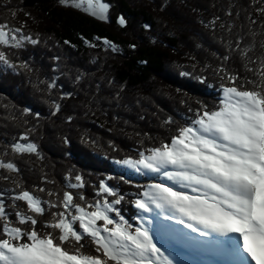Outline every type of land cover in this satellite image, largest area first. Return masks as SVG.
I'll list each match as a JSON object with an SVG mask.
<instances>
[{
  "label": "trees",
  "instance_id": "16d2710c",
  "mask_svg": "<svg viewBox=\"0 0 264 264\" xmlns=\"http://www.w3.org/2000/svg\"><path fill=\"white\" fill-rule=\"evenodd\" d=\"M106 2L110 16L103 22L58 0H0V22L16 27L26 22L24 31L40 41L26 43L22 49L0 48L16 65L9 68L0 64V158L16 162L21 170L19 175L0 170V177L8 175L42 200L54 202L57 195L49 197L48 191L60 197L64 191L82 192L88 203L101 200L97 190L104 181L124 195L117 207L136 227L140 213L133 206L134 200L156 178L137 173L122 161L137 159L140 152L170 141L199 112L217 109L222 87L229 85L216 71L221 66L241 77L253 76L244 67L246 58L238 51H229L228 45L243 35L242 47L255 40L249 55L264 56L260 47L264 30L257 28L262 34L248 36L247 16L264 17L257 13L261 4L254 0ZM229 7L232 17L225 15ZM13 10H17L15 17ZM119 16L126 19V26L118 23ZM215 16L224 22L234 21L231 33L221 29L219 21L215 31L207 26ZM105 38L119 51L108 49L103 44ZM226 55L231 58L224 60ZM25 62L27 68L21 66ZM81 74L83 78L77 80ZM53 78L58 87L49 89L48 81ZM64 92L71 96L61 99ZM53 101L61 105L55 115ZM168 118L171 123H166ZM22 133H28L30 142L38 145L39 157L21 156L6 147ZM76 175L83 178L84 187L68 189L65 178L70 176L75 182ZM40 187L46 191L40 192ZM0 191L14 221L13 203L27 211L24 202L12 200L20 191L12 179H0ZM49 219L47 212L38 217L41 223L37 229L45 231L42 222ZM156 232L157 242L165 250L171 242L160 237L159 229ZM81 243L85 245L83 252L97 254L90 240Z\"/></svg>",
  "mask_w": 264,
  "mask_h": 264
},
{
  "label": "snow or ice",
  "instance_id": "6c2138e0",
  "mask_svg": "<svg viewBox=\"0 0 264 264\" xmlns=\"http://www.w3.org/2000/svg\"><path fill=\"white\" fill-rule=\"evenodd\" d=\"M58 2L82 9L100 20H109L110 4L106 0H100L98 8L95 6L97 0ZM254 2L261 4L256 11L264 17V2ZM12 15L15 17L17 10H13ZM25 15L31 16L30 13ZM225 15H234L231 7ZM218 21L219 27L229 33L235 27L234 21L224 22L220 16L213 17L207 26L215 31ZM247 21L248 36L255 38L262 34L257 28L264 30V20L250 14ZM118 23L127 24L123 16L118 18ZM25 26L26 22L18 27L0 22V48L22 49L26 43L38 44L37 38L24 31ZM244 40L245 36H237L228 48L246 58L244 67L253 73L251 78L229 73L221 66L216 71L229 81V85L222 87L223 97L217 109L199 112L197 118L179 128L170 141L140 152L137 159L122 161L137 173L155 174L156 177V181L134 200L133 206L138 212L149 214L139 217L142 221L139 226L133 227L117 207L124 201V195L104 181L97 190V195L103 197L101 200L88 203L82 192L64 191L60 197L48 191L49 197L57 195L54 202L42 200L33 191L24 189L19 181L4 175L0 179H12L20 188L12 200L24 202L27 211L13 203L10 207L14 209V221L7 210L4 193L0 191V264H173L163 244H158L157 232L149 220V216L158 220L161 213L198 234V237L175 234L179 239L226 251L241 264H264V56L249 55L255 40L242 47ZM103 44L112 51H119L106 38ZM260 47L264 48V41ZM230 58L223 57L224 60ZM54 59L58 61L59 57ZM257 63L258 67L250 66ZM0 64L16 67L5 50H0ZM21 66L27 68V62ZM82 78V74L76 77L77 80ZM57 87V79L48 81L49 89ZM70 96L71 93L64 92L60 98ZM53 104L52 114L55 115L61 105L55 101ZM171 122V118L166 121ZM6 147L21 156H40L38 145L30 142L28 133H22ZM0 170L17 175L21 172L16 162L3 158H0ZM65 179L68 189L84 187L80 175L74 177L75 182H71L70 176ZM44 182H47L46 177ZM39 191L46 189L40 187ZM46 212L51 219L42 222L45 231L38 230L36 225L41 223L38 217ZM160 227L163 235L169 236L167 226ZM83 240H90L97 254L83 252Z\"/></svg>",
  "mask_w": 264,
  "mask_h": 264
},
{
  "label": "rangeland",
  "instance_id": "374dc122",
  "mask_svg": "<svg viewBox=\"0 0 264 264\" xmlns=\"http://www.w3.org/2000/svg\"><path fill=\"white\" fill-rule=\"evenodd\" d=\"M150 1H152V0H150ZM95 6L97 8L99 7V1L98 0L96 2V5ZM109 16H110V11H109ZM118 18H117V20H118ZM98 20H100V19H98ZM100 21H102V20H100ZM76 66H77V64H76ZM169 74L170 73H168V75ZM145 91H147V89ZM222 97H223V92H222ZM46 150L47 149H45V151ZM47 159H48V157H47ZM129 168L131 170L135 171L131 167H129ZM149 175H151L152 177H155V174H149ZM43 199L48 200L47 198H43ZM139 213H140V215L137 217V219H138V223L140 225L142 223V221L140 220L139 217L142 216V215L148 216L149 214H145V213H141V212H139ZM149 220L151 221V224L155 225V228L152 227L153 230H156L157 231L159 229L160 232H162L161 231V227H160L161 225L167 226L169 228L168 229L169 230V236L165 237L163 235V233H161L160 234V237H162L163 239H169L170 241H173V239H177V242L180 245H182L183 248H187L186 250L189 253L190 252H195L199 256L200 255L207 256L209 264H241V262L235 256L228 254L226 251H221V254H218L217 253V252H219L218 250L208 249V248H206V247H204L202 245L192 244V243L187 242L186 240H182V239L177 238L176 235H175L177 233H187L188 235H190L192 237H198V234L197 233H191L190 230H188L185 225H181V224L177 223V221L175 219H172V220L167 219L166 218V215L164 213H161L160 214V217H159L158 220H152L151 216H149ZM156 226H157V228H156ZM156 237L159 238L158 235ZM201 239H203V238H201ZM171 246H172V244L169 246V248ZM166 248H168V246H166ZM178 250H180V249H178ZM187 251H184V252L186 253ZM206 251L208 253H211V254H208ZM184 252H182L183 255H191V253L190 254H185ZM165 254L167 256H170V254L168 252H166ZM174 254H177V252L174 251ZM202 260H203L202 261V264H206L207 263L206 257H203ZM193 261H194L193 258L186 259V260L184 259V260H181V263L182 264H186V263L193 264ZM212 262H214V263H212ZM173 264H177V262H173Z\"/></svg>",
  "mask_w": 264,
  "mask_h": 264
},
{
  "label": "bare ground",
  "instance_id": "6f19581e",
  "mask_svg": "<svg viewBox=\"0 0 264 264\" xmlns=\"http://www.w3.org/2000/svg\"><path fill=\"white\" fill-rule=\"evenodd\" d=\"M89 40V39H88ZM70 76V75H69ZM77 77V76H76ZM145 175V174H144ZM147 176H149V175H147ZM156 178V177H155ZM219 239H225V238H223V237H220ZM204 247H206V248H208V249H210L209 247H207V246H204ZM219 251V250H218ZM207 252V251H206ZM208 253V252H207ZM218 254H221V251H219V252H217ZM208 254H211V253H208Z\"/></svg>",
  "mask_w": 264,
  "mask_h": 264
}]
</instances>
